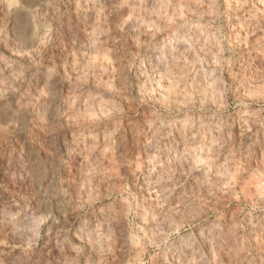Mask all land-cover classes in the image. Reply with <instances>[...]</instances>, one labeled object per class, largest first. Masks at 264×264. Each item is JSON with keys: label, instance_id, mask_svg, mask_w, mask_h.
<instances>
[{"label": "rangeland", "instance_id": "1", "mask_svg": "<svg viewBox=\"0 0 264 264\" xmlns=\"http://www.w3.org/2000/svg\"><path fill=\"white\" fill-rule=\"evenodd\" d=\"M262 85L261 0H0V264H264Z\"/></svg>", "mask_w": 264, "mask_h": 264}, {"label": "clouds", "instance_id": "2", "mask_svg": "<svg viewBox=\"0 0 264 264\" xmlns=\"http://www.w3.org/2000/svg\"><path fill=\"white\" fill-rule=\"evenodd\" d=\"M261 2L264 3V0H261ZM256 95H257V99H255L253 101V103H258L260 105L259 109L257 110L258 112H264V85L261 86L259 93ZM0 189H3V193L9 192V189L7 187H5L3 184H0ZM3 193H0V195H2ZM39 195L41 198H43L45 195L44 189L42 186H41V189L39 190ZM15 201L16 200H13L11 203H5L4 205L0 206V209L7 210L8 208L15 207ZM20 211L23 212L24 218L27 219L29 213H28L27 209L24 208L23 201L21 203ZM17 214L19 215V213H17ZM21 239H23V237H21ZM44 264H48V262L45 261Z\"/></svg>", "mask_w": 264, "mask_h": 264}, {"label": "bare ground", "instance_id": "3", "mask_svg": "<svg viewBox=\"0 0 264 264\" xmlns=\"http://www.w3.org/2000/svg\"><path fill=\"white\" fill-rule=\"evenodd\" d=\"M15 4H17V2H16ZM18 7H20V6L18 5ZM23 10H24V9H23ZM18 13H19V12H18ZM22 14H23V13H22ZM16 15H17V14H16ZM19 15H20V13H19ZM19 33H20V32H19ZM19 33H18V34H19ZM20 37H21V35H20Z\"/></svg>", "mask_w": 264, "mask_h": 264}]
</instances>
